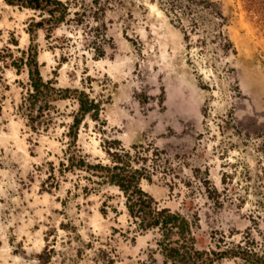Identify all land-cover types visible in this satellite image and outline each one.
<instances>
[{"label": "rangeland", "instance_id": "374dc122", "mask_svg": "<svg viewBox=\"0 0 264 264\" xmlns=\"http://www.w3.org/2000/svg\"><path fill=\"white\" fill-rule=\"evenodd\" d=\"M38 2L0 0V264H264V0L214 4L250 42L205 52L215 84L168 49L210 33L211 0ZM128 180L188 228L130 215Z\"/></svg>", "mask_w": 264, "mask_h": 264}, {"label": "trees", "instance_id": "16d2710c", "mask_svg": "<svg viewBox=\"0 0 264 264\" xmlns=\"http://www.w3.org/2000/svg\"><path fill=\"white\" fill-rule=\"evenodd\" d=\"M7 3H20L21 5H25L27 7H39V2L38 0H28L26 3V0H6ZM34 3V4H33ZM19 60L22 63V58H19ZM14 62V61H13ZM26 64V62H25ZM29 64V63H28ZM15 66L18 67L16 63H14ZM29 75L32 78V95L31 97H37V95L40 93V87L41 86H46L41 82V78L38 74L37 71L29 70ZM78 104L79 108L77 111V116H74L72 126L77 127L78 124L80 123L81 119L84 118L86 115H91L92 117H95L93 113H95L96 105L93 104L92 101H89L88 99H84V95L80 94L78 97ZM71 126V127H72ZM118 161V160H117ZM119 164L115 162V165L113 169H108L107 171L111 173V175L115 178L117 176H130V179H135L136 178V172H128L127 174H124V169L123 168H118ZM97 168L104 169V167H99L96 166ZM119 170V171H118ZM113 181V180H112ZM133 181L134 184H131ZM138 181V180H137ZM137 181L136 180H128V187H132L131 190H127V211L129 212L130 215L135 217V219L140 218L142 219V222H144L149 228L154 227V226H159L160 228L164 229L165 231H172L173 227H176L178 231L183 232L184 229L188 228L187 223L184 221V219L179 216L177 213H168L169 211L166 209L159 210L158 208L148 210L146 213L144 212L145 209L150 208L148 205L149 203H153V200L146 195L143 191H141L138 186H137ZM120 188L127 189L126 187L123 186V184L119 185ZM154 205V204H153ZM146 216L149 220L146 222ZM145 227V225H144ZM164 233V232H163ZM197 254V253H196ZM41 259V255L38 256Z\"/></svg>", "mask_w": 264, "mask_h": 264}, {"label": "built area", "instance_id": "2783aa9c", "mask_svg": "<svg viewBox=\"0 0 264 264\" xmlns=\"http://www.w3.org/2000/svg\"><path fill=\"white\" fill-rule=\"evenodd\" d=\"M202 6L200 7V9L202 10ZM205 11V13H209L208 16L209 18L205 20L204 22V26L203 27H211L212 29H210V33L206 32V34H198L195 36H191L189 34V32L187 33V37L188 41L187 43H185L184 40V47L185 49H187V55H188V59L189 62L193 63V64H199L198 67L199 72L198 75H200V80L203 83H214L217 82L218 78V73L220 72H215V70H213L214 66L212 65V62L210 61H206V54L205 52L208 51H217L216 47L220 46L222 49L225 48L226 46H228L229 40L228 37L226 35V25L223 23V19L218 15L217 13V9L214 6H210L207 9H203ZM197 40H200V42H202L203 44H201L200 42L197 43ZM198 52H203V54H201L200 56H198ZM211 55H214L211 53ZM209 55V57L211 56ZM220 79L223 81H225V83L227 84V82H229V80H231L229 78V75L227 74V70H225V72L222 74H220ZM234 88H231L229 90V94L236 96L237 92L234 91ZM216 114L215 111H213L212 113L210 111H208L207 113V117L211 116L213 117ZM217 133L218 129H217Z\"/></svg>", "mask_w": 264, "mask_h": 264}, {"label": "crops", "instance_id": "0c3cea01", "mask_svg": "<svg viewBox=\"0 0 264 264\" xmlns=\"http://www.w3.org/2000/svg\"><path fill=\"white\" fill-rule=\"evenodd\" d=\"M216 2H217V0H214V1L211 0L210 3L212 5H214ZM217 5H214V7L216 9H217V7H216ZM171 32H172V35H170V36H172L174 38V41L170 46H168V49L175 54V56L173 57L174 61H175L174 67L185 69L183 72V80L188 79V81H191V78H190L191 76L189 75L188 71L185 68L186 67L185 66L186 61L183 58V54L185 51L183 48L184 47V40L182 38V35L176 31H169V33H171ZM226 35L228 37L230 44H232V46L235 47V49L237 51L239 50L240 56L244 55L243 53L245 51L249 52V50H247V49L250 48V42H249L248 37L245 36V35H247L245 33V31L242 32L239 27H237L235 24H233V26H231V25L226 26ZM23 53L24 52H22V54ZM23 61H24V59H23ZM240 68H243V67L240 66ZM249 72L250 71H245L244 73H242V76H241V78L243 79L242 82H246L248 77H250ZM183 113L184 114L182 116L186 117L185 114L190 113V112L183 111ZM173 115H175V114H173ZM177 115H179V114H177Z\"/></svg>", "mask_w": 264, "mask_h": 264}]
</instances>
